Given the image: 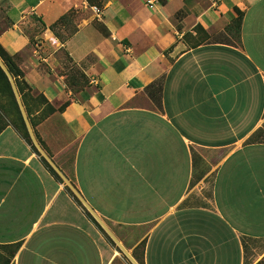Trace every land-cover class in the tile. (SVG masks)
Returning <instances> with one entry per match:
<instances>
[{
  "label": "crops",
  "instance_id": "1",
  "mask_svg": "<svg viewBox=\"0 0 264 264\" xmlns=\"http://www.w3.org/2000/svg\"><path fill=\"white\" fill-rule=\"evenodd\" d=\"M101 1L0 0L32 130L73 186L0 131V264H132L82 200L138 264H264V0ZM236 9L239 39L189 45Z\"/></svg>",
  "mask_w": 264,
  "mask_h": 264
},
{
  "label": "trees",
  "instance_id": "2",
  "mask_svg": "<svg viewBox=\"0 0 264 264\" xmlns=\"http://www.w3.org/2000/svg\"><path fill=\"white\" fill-rule=\"evenodd\" d=\"M88 2L92 6L102 8L101 0H88ZM236 12H237V17L233 20L231 25L227 27L226 32H222V33L210 36L204 31V29L201 26H197L196 27L197 34L199 33L204 34L207 38L206 41H211L213 43L232 44L233 42L231 38H235V39L240 38L241 25L243 21V13L239 11L238 9H236ZM74 17H75V11L72 10L64 14L63 16H61L55 24L50 26V29L55 33V35L58 38H60L62 42H65L66 40L71 38L73 35H75V33L78 30L77 26L74 24ZM103 32L104 34H107L105 30H103ZM0 59L2 60V62L7 67L10 74L12 75L15 85L17 87V90L19 92V95L21 97L22 103L23 105H25V98L27 97V95L30 94V92L32 91V88L26 82L24 78V73L21 71L19 67L16 66V64H14L9 54L3 49L1 45H0ZM72 71L74 72L73 76H75L76 72L80 73V70H77V68H73ZM80 77L84 78L85 76L84 74L80 73L79 78ZM163 86H164V78H160L145 88L146 94L149 96V98L152 100V102L154 103V105L157 107L158 110H162ZM0 94L6 96L7 99L9 100L8 106L0 104V118L5 119V122L3 123V125H0V131L9 123L12 124L18 130L21 136L30 145H32L34 150H36L28 134L27 128L25 126V123L21 115L19 106L17 104L13 89L11 87V84L6 74L3 72L1 68H0ZM37 98L43 103H48L46 98L42 94L38 95ZM11 113H15L17 115L16 119H13V120L8 119ZM254 140L255 138L252 139V141ZM44 163L46 164L48 169L54 175L57 176L55 171L50 167V165L45 160H44ZM93 221L96 224V226L102 232H104L101 226L94 219ZM106 236L108 240L113 245H115L113 241L108 237V235Z\"/></svg>",
  "mask_w": 264,
  "mask_h": 264
},
{
  "label": "water",
  "instance_id": "3",
  "mask_svg": "<svg viewBox=\"0 0 264 264\" xmlns=\"http://www.w3.org/2000/svg\"><path fill=\"white\" fill-rule=\"evenodd\" d=\"M0 68L3 70V72L6 74L11 87L13 89L17 104L19 106L21 115L23 117L25 126L27 128L28 134L31 138V141L33 142L34 146L36 147V149L39 151V153L42 155V157L48 162V164L50 165V167H52V169L54 171H56L60 177L66 182V184L68 186H70L73 189V186L68 182V180H66V178L64 177V175L61 173V171L58 169V167L55 165V163L51 160V158L46 154V152L42 149V147L40 146V144L38 143L34 132L32 130L30 121L28 119L27 113L25 111L24 105L22 103L21 97L19 95V92L17 90V87L15 85L14 79L12 77V75L10 74V72L8 71L7 67L4 65V63L2 62V60L0 59ZM74 192L76 193L77 197H80L79 194L74 190ZM84 206L88 209V211L92 214V216L95 218L96 222L101 226V228L104 230V232L108 235V237L113 241V243L116 245V247L118 248V250L120 252H122L127 258L128 260L132 263V264H138L136 262V260L132 257V255L130 254V252L123 246V244L117 239V237L112 233V231L108 228V226L102 221V219L86 204V202H84L82 200Z\"/></svg>",
  "mask_w": 264,
  "mask_h": 264
},
{
  "label": "rangeland",
  "instance_id": "4",
  "mask_svg": "<svg viewBox=\"0 0 264 264\" xmlns=\"http://www.w3.org/2000/svg\"><path fill=\"white\" fill-rule=\"evenodd\" d=\"M187 38H188L189 45L198 44L200 42L206 41V39H207L206 36L204 34H201V33L197 34L196 37L187 36ZM0 104L6 105V106L9 105V100L7 99V97L4 95H1V94H0ZM16 117H17V115L15 113H11V115H9L8 119L13 120V119H16ZM2 122L4 123L5 119L1 120L0 125H3V124H1Z\"/></svg>",
  "mask_w": 264,
  "mask_h": 264
}]
</instances>
